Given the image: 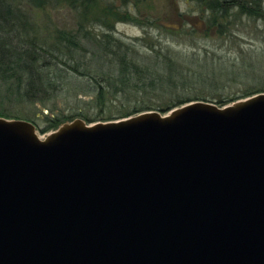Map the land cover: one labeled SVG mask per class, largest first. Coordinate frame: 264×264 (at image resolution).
I'll use <instances>...</instances> for the list:
<instances>
[{"label":"water","instance_id":"95a60500","mask_svg":"<svg viewBox=\"0 0 264 264\" xmlns=\"http://www.w3.org/2000/svg\"><path fill=\"white\" fill-rule=\"evenodd\" d=\"M46 133L0 116V264H264V92Z\"/></svg>","mask_w":264,"mask_h":264},{"label":"rangeland","instance_id":"374dc122","mask_svg":"<svg viewBox=\"0 0 264 264\" xmlns=\"http://www.w3.org/2000/svg\"><path fill=\"white\" fill-rule=\"evenodd\" d=\"M261 2L264 6V0ZM15 4L26 15L33 33L39 35L40 40L51 42V32L55 28L64 31V35L72 40L76 37L80 48L60 38L72 48L71 52L58 58L66 64L59 66V70L66 72L64 68L77 65V71L89 74L76 73L78 81L87 83L88 89L76 92L78 87L70 81L69 88L63 84L58 96L45 104L15 103L7 99L0 86V110L11 117L31 121L37 128H46L51 118L70 119L78 112L100 117L102 105L96 100L95 91L89 89L94 83L89 76L105 85L112 82L117 76L114 65L118 61L112 55L115 50L129 55L138 68H155L153 73L161 71L155 67L160 64L167 75L160 78L162 83L156 81L143 88L140 81L138 87H125L116 95L109 93L114 91L113 88H107L105 113H109L108 109L111 112L128 111L146 105L165 107L180 99L197 97L229 100L264 86L263 19L242 17L229 33L210 36L187 33L194 25L204 28L193 0H89L84 12L80 0L44 3L15 0ZM107 5L111 9H107ZM79 26L87 27L97 35L106 31L104 26L112 27L114 37L119 40L117 43L123 47L109 42L108 48L102 43L106 51L100 49L94 36L86 39L78 34ZM181 27L180 33L172 30ZM150 79L153 78H147V81ZM38 134L43 137L47 133L38 131Z\"/></svg>","mask_w":264,"mask_h":264},{"label":"trees","instance_id":"16d2710c","mask_svg":"<svg viewBox=\"0 0 264 264\" xmlns=\"http://www.w3.org/2000/svg\"><path fill=\"white\" fill-rule=\"evenodd\" d=\"M39 1L44 3L52 0H33L35 3ZM88 1L89 0H80L83 12L86 9L85 4ZM193 1L196 3L197 10L199 9V14L197 15H199V19L204 28L199 29L194 25L195 28L192 27L188 30L187 33L189 34L193 32L195 34L197 33V35H222L229 33L242 17L264 20V6L263 2H261L262 0ZM71 4H73L72 1ZM18 8L19 7L15 4V0H0V86L3 88V92L6 93L7 99L13 100L15 103L41 102L45 104L58 96L59 88H63V84L69 88L72 84L70 81H73V84L78 87L76 92L88 89L87 83H81L76 78V73L87 76L89 75L86 74L88 72L84 73L82 71H77V65L69 67V69L64 68L66 72L59 70V66L66 64L62 63V60L58 58L71 52L70 48H72L68 44H64L62 40L66 39L80 48L82 46L76 37L75 40H72L71 37H66L64 35V31L55 28V30L51 32V42L40 40V36L33 33V28L29 25V20L26 15L21 13ZM106 8L111 9L108 5ZM104 28L106 31L101 33V35L92 34L87 27L81 26L77 27V32L81 37L86 39L93 38L92 36H94L97 45L100 49L105 51L106 49L102 46V43H104L107 48L109 42L116 43L117 46L123 47L120 43H117L119 40L114 37L113 28L105 26ZM182 29L181 27L172 30L180 33ZM61 37L63 39L60 41ZM112 55H114L118 61L114 65L117 70V76L113 77L112 82H108L105 79L106 82H108L105 85L98 82L94 76H89L90 81L94 82L92 83L93 87L91 88L89 86V89L95 91L96 100L102 105L100 117L78 112L70 119L81 117L86 122L90 123L98 120L106 121L119 119L145 110H158L164 113L175 106L191 100H204L198 99V97L185 100L180 99L165 105V107H152L151 105H146L134 107L128 111L111 112L110 109H108L109 113H105L104 107L105 105L107 106L105 90L107 88H113L114 91L109 93L116 95L118 90H123L125 87L129 89L138 87V82L140 81H142L143 88H145V86L146 88L147 86H152L156 81L162 83L160 78L167 75V72L159 66L160 64H156L155 67L157 66V68H160L158 70L161 71L153 73L154 70L152 69L155 68L150 69L151 66H147V68H138L129 55L119 50H115ZM70 70H72V72H70ZM96 72L101 73L103 71ZM147 78L153 79L147 81ZM55 80H58L59 84ZM66 91L67 94L71 95L68 90ZM258 92H264V86L258 90L244 93L241 96L229 100L218 99L213 101L207 99L205 101H212L219 105H225ZM0 116L21 119L11 117L2 110H0ZM70 119L60 120L59 118H51L46 128H36L43 134L54 130L61 122Z\"/></svg>","mask_w":264,"mask_h":264}]
</instances>
